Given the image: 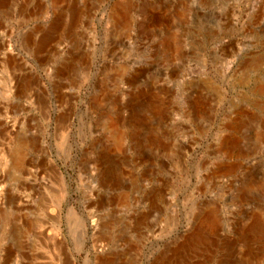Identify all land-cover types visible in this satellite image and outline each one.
Returning a JSON list of instances; mask_svg holds the SVG:
<instances>
[{"label": "rangeland", "instance_id": "obj_1", "mask_svg": "<svg viewBox=\"0 0 264 264\" xmlns=\"http://www.w3.org/2000/svg\"><path fill=\"white\" fill-rule=\"evenodd\" d=\"M262 86L264 0H0V264H264Z\"/></svg>", "mask_w": 264, "mask_h": 264}, {"label": "bare ground", "instance_id": "obj_2", "mask_svg": "<svg viewBox=\"0 0 264 264\" xmlns=\"http://www.w3.org/2000/svg\"><path fill=\"white\" fill-rule=\"evenodd\" d=\"M261 89L263 90L264 89V86H262L261 87ZM26 139V138H25ZM25 139H24V141H25ZM16 161H15V165L16 166H22V161H23V159H22V157H21V154L20 155H17V157H16V159H15Z\"/></svg>", "mask_w": 264, "mask_h": 264}]
</instances>
